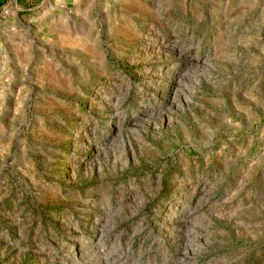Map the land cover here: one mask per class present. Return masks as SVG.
<instances>
[{"label":"rangeland","instance_id":"obj_1","mask_svg":"<svg viewBox=\"0 0 264 264\" xmlns=\"http://www.w3.org/2000/svg\"><path fill=\"white\" fill-rule=\"evenodd\" d=\"M0 264H264V0H0Z\"/></svg>","mask_w":264,"mask_h":264}]
</instances>
